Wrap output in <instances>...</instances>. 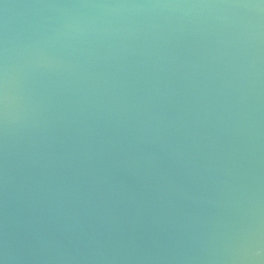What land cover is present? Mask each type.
<instances>
[{
    "label": "water",
    "instance_id": "water-1",
    "mask_svg": "<svg viewBox=\"0 0 264 264\" xmlns=\"http://www.w3.org/2000/svg\"><path fill=\"white\" fill-rule=\"evenodd\" d=\"M0 264H264V0H0Z\"/></svg>",
    "mask_w": 264,
    "mask_h": 264
}]
</instances>
